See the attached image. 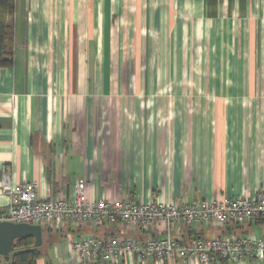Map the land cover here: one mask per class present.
I'll return each mask as SVG.
<instances>
[{"label":"crops","instance_id":"1","mask_svg":"<svg viewBox=\"0 0 264 264\" xmlns=\"http://www.w3.org/2000/svg\"><path fill=\"white\" fill-rule=\"evenodd\" d=\"M4 178L49 200L71 198L78 181L95 202L264 197V0H14L12 62L0 67ZM9 203L0 194V209ZM165 230H43L36 264H82L71 244L86 237ZM171 236L260 238L264 218Z\"/></svg>","mask_w":264,"mask_h":264},{"label":"built area","instance_id":"2","mask_svg":"<svg viewBox=\"0 0 264 264\" xmlns=\"http://www.w3.org/2000/svg\"><path fill=\"white\" fill-rule=\"evenodd\" d=\"M8 193L10 203L0 209V223L38 225L44 230L60 231L105 225L124 230L137 229L148 235L165 226L160 239L144 242L86 237L71 244V250L82 264H106L120 257L133 255L137 264H162L178 260L189 264H213L219 259L230 262L253 260L264 263V237H224L209 240L193 239L188 244L173 240L171 230L183 225L228 226L264 218V197L257 199L229 198L180 204H158L134 200L90 201L84 182L75 184L71 198L49 200L38 195L35 183H24L13 189L4 178L0 194Z\"/></svg>","mask_w":264,"mask_h":264},{"label":"trees","instance_id":"3","mask_svg":"<svg viewBox=\"0 0 264 264\" xmlns=\"http://www.w3.org/2000/svg\"><path fill=\"white\" fill-rule=\"evenodd\" d=\"M13 18L14 0H0V67L12 62ZM39 257L40 249L34 248L32 239H19L14 242L13 251L2 259L6 264H36Z\"/></svg>","mask_w":264,"mask_h":264},{"label":"water","instance_id":"4","mask_svg":"<svg viewBox=\"0 0 264 264\" xmlns=\"http://www.w3.org/2000/svg\"><path fill=\"white\" fill-rule=\"evenodd\" d=\"M42 233L43 229L38 225L0 223V257L8 256L19 239H32L34 248H39Z\"/></svg>","mask_w":264,"mask_h":264}]
</instances>
